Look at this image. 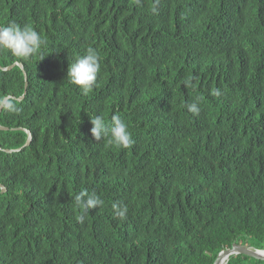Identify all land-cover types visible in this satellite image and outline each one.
<instances>
[{
    "label": "trees",
    "instance_id": "obj_1",
    "mask_svg": "<svg viewBox=\"0 0 264 264\" xmlns=\"http://www.w3.org/2000/svg\"><path fill=\"white\" fill-rule=\"evenodd\" d=\"M10 22L46 44L19 61L25 96L0 111V264H213L233 243L264 249V0H0ZM89 47L101 67L84 94L67 62ZM15 61L0 49V65ZM24 89L19 66L0 69V103ZM114 114L130 148L91 137L90 119ZM19 127L29 145L6 152L26 141ZM82 192L103 201L83 221Z\"/></svg>",
    "mask_w": 264,
    "mask_h": 264
},
{
    "label": "clouds",
    "instance_id": "obj_2",
    "mask_svg": "<svg viewBox=\"0 0 264 264\" xmlns=\"http://www.w3.org/2000/svg\"><path fill=\"white\" fill-rule=\"evenodd\" d=\"M45 44L46 40L31 26H20L15 22H10L7 26H0V49L7 50L18 61H27L35 56L42 59L44 57L42 47ZM100 67L99 54L94 48L89 47L84 55L77 57L68 66L66 77L71 84L78 86L82 93L88 94L93 90ZM184 83L186 87L190 86L189 80ZM187 107L188 111L193 114H198L200 111L195 103ZM6 108L10 112L18 111L15 105L11 103H8ZM90 123L92 125L90 134L96 141L106 138L108 145L124 149L130 148L134 143L127 123L119 115H112L110 124H106L104 118L99 115L92 117ZM75 202L82 210V215L79 217L81 221L84 219V214L103 204V201L95 194L85 192L77 195ZM112 208L115 217L126 218L128 212L126 205L121 206L113 203Z\"/></svg>",
    "mask_w": 264,
    "mask_h": 264
},
{
    "label": "water",
    "instance_id": "obj_3",
    "mask_svg": "<svg viewBox=\"0 0 264 264\" xmlns=\"http://www.w3.org/2000/svg\"><path fill=\"white\" fill-rule=\"evenodd\" d=\"M14 65H17L21 68V70L23 71V75L25 78V89L22 95H20L19 97L13 96V95H6L3 97L1 103H0V111L2 109V107L4 106V104L7 102L8 99H16L17 101H20L21 99H23L25 93H26V85H27V78H26V72L24 71V67L23 64L19 61H15L7 66H2L0 65V69L1 70H8L10 68H12ZM0 128L1 129H5L7 130L9 127L7 126H3L0 124ZM20 129L24 130L27 133V137H26V141L24 142V144L20 147L17 148H10V149H5L6 152H12V151H18L20 150L22 147L29 145L30 140H31V133L28 129L25 128H21ZM0 192H4L5 191V186L0 183ZM244 254L250 257H254L256 259H260V260H264V249L261 248H254L251 246H246V245H240L238 243H233V245L228 248V249H224L222 251L219 252L218 256L216 257L214 264H220L222 262H224V264H226L228 258L230 255L232 254Z\"/></svg>",
    "mask_w": 264,
    "mask_h": 264
},
{
    "label": "rangeland",
    "instance_id": "obj_4",
    "mask_svg": "<svg viewBox=\"0 0 264 264\" xmlns=\"http://www.w3.org/2000/svg\"><path fill=\"white\" fill-rule=\"evenodd\" d=\"M73 61H70V62H67V63H69V64H71ZM252 247V246H251ZM224 250V249H223ZM222 251V250H221ZM220 252V251H219ZM219 254V253H218ZM218 254H217V256H218ZM239 254V253H238ZM216 259V258H215ZM215 261V260H214ZM227 263V262H226ZM213 264H214V262H213Z\"/></svg>",
    "mask_w": 264,
    "mask_h": 264
},
{
    "label": "bare ground",
    "instance_id": "obj_5",
    "mask_svg": "<svg viewBox=\"0 0 264 264\" xmlns=\"http://www.w3.org/2000/svg\"><path fill=\"white\" fill-rule=\"evenodd\" d=\"M220 264H224V262L220 263Z\"/></svg>",
    "mask_w": 264,
    "mask_h": 264
}]
</instances>
